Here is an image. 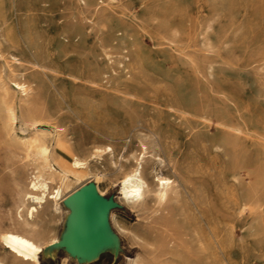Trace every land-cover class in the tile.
Listing matches in <instances>:
<instances>
[{
	"label": "rangeland",
	"instance_id": "rangeland-1",
	"mask_svg": "<svg viewBox=\"0 0 264 264\" xmlns=\"http://www.w3.org/2000/svg\"><path fill=\"white\" fill-rule=\"evenodd\" d=\"M70 17L87 18L80 37ZM0 41V71L29 83L48 115L37 128L63 130L70 152L55 148L57 157L87 164L68 196L94 183L118 204L115 244L91 264H264V0H0ZM142 143L145 178L155 168L174 181L164 208L117 199ZM33 167L0 152V232H26L18 191ZM69 215L64 201L39 210L36 239L60 241ZM84 262L66 249L40 255ZM0 263L26 264L1 243Z\"/></svg>",
	"mask_w": 264,
	"mask_h": 264
},
{
	"label": "bare ground",
	"instance_id": "bare-ground-1",
	"mask_svg": "<svg viewBox=\"0 0 264 264\" xmlns=\"http://www.w3.org/2000/svg\"><path fill=\"white\" fill-rule=\"evenodd\" d=\"M69 19H71L69 20L70 36L80 37L81 30L77 27V23H82L87 18L70 17ZM2 20L5 24L6 20L4 18ZM6 35L3 30L2 36L11 42ZM1 44L0 41V49ZM0 58L6 60L1 51ZM39 67L43 65L40 64ZM10 83H14V86ZM31 92L29 83L8 81L5 74L0 71V152L9 154L12 165H18L23 159L30 160L34 164L28 184L21 186L18 191L22 202L17 210V219L18 224L26 232H0V243L4 250L16 260L26 264H40V255L46 248L58 244L59 239L53 238L47 245L41 244L36 237L42 238L43 230L36 227L34 219L39 210L48 207L55 212L61 210V204L72 191L73 183L81 181L87 164L75 159L68 165L57 157L55 148L70 152L67 140L62 133L63 130H59L58 127H54V132L37 128L44 122H48L49 118L45 111L38 109L32 102ZM18 120L20 123L18 129L25 131L24 128L31 127L35 131L26 138L18 136L16 128ZM226 146L230 147V143L226 142ZM102 152V149L97 148L93 155L99 156ZM147 155L148 147L142 143L141 156L136 158V166L125 172L120 180L117 199L133 211H138L145 206L149 199L164 208L174 191V181L155 168L152 169L154 181L145 178L143 162L149 158ZM154 164L163 165L164 161L158 157L154 159ZM53 184H56L54 188ZM16 185L19 187L17 182ZM97 190L99 191L98 186ZM173 193L177 194L175 191ZM100 195L104 196L101 193ZM28 233L34 234L35 237ZM103 241L107 242V239L103 237Z\"/></svg>",
	"mask_w": 264,
	"mask_h": 264
},
{
	"label": "water",
	"instance_id": "water-1",
	"mask_svg": "<svg viewBox=\"0 0 264 264\" xmlns=\"http://www.w3.org/2000/svg\"><path fill=\"white\" fill-rule=\"evenodd\" d=\"M64 204L70 210L66 231L59 243L49 249H66L86 264L95 261L115 244L109 223L110 211L118 207L115 198L101 196L97 186L88 183L67 197Z\"/></svg>",
	"mask_w": 264,
	"mask_h": 264
},
{
	"label": "trees",
	"instance_id": "trees-1",
	"mask_svg": "<svg viewBox=\"0 0 264 264\" xmlns=\"http://www.w3.org/2000/svg\"><path fill=\"white\" fill-rule=\"evenodd\" d=\"M100 258H101V256L98 259H96L95 261H93V262H97L98 260H100ZM93 262H90V263H87V264H91Z\"/></svg>",
	"mask_w": 264,
	"mask_h": 264
}]
</instances>
